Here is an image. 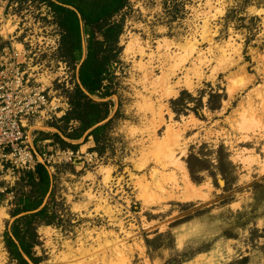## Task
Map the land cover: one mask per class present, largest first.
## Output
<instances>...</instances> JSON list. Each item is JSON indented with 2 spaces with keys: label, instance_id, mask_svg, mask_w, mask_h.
<instances>
[{
  "label": "rangeland",
  "instance_id": "1",
  "mask_svg": "<svg viewBox=\"0 0 264 264\" xmlns=\"http://www.w3.org/2000/svg\"><path fill=\"white\" fill-rule=\"evenodd\" d=\"M121 17L111 94L91 95L110 108L99 146L84 141L90 129L76 139L59 129L68 108L32 132L36 151L73 155L45 163L51 222L17 221L22 239L39 264H264V0H129ZM54 24L42 0H0V33L31 48L28 71L67 96L87 36L63 68ZM165 75L180 82L172 94ZM23 173L0 192V264H19L6 240L31 189Z\"/></svg>",
  "mask_w": 264,
  "mask_h": 264
},
{
  "label": "trees",
  "instance_id": "2",
  "mask_svg": "<svg viewBox=\"0 0 264 264\" xmlns=\"http://www.w3.org/2000/svg\"><path fill=\"white\" fill-rule=\"evenodd\" d=\"M42 1L50 7L53 21L60 31L58 55L69 65L74 66L81 59L82 38L87 36L85 57L78 68V81L71 90L66 91L68 109L60 117L63 125L59 129L72 139L80 138L90 129L85 134L84 141L92 136L98 147L101 135L110 121L100 122L108 117L110 108L108 101L95 100L91 95L99 94L102 98L111 94L106 83L109 79V64L118 59L121 49L118 40L124 21L122 17L116 18V15L129 5V0ZM70 121H77L79 125L71 131H65ZM54 135L63 145L76 147V144L65 141L57 133ZM194 157L193 153L187 157L191 175L196 172L191 163ZM21 179H25L31 189L17 197V206L12 215L23 214L15 219L11 236L7 235L6 247L19 264H29L23 253L34 264H39L38 257L33 256L30 251L31 243L22 239L17 221H23L27 230L31 229V224L36 219L46 224L51 222L48 215L49 204L45 202L42 205L44 198L51 192V174L45 163L37 162L34 170L24 171Z\"/></svg>",
  "mask_w": 264,
  "mask_h": 264
},
{
  "label": "built area",
  "instance_id": "3",
  "mask_svg": "<svg viewBox=\"0 0 264 264\" xmlns=\"http://www.w3.org/2000/svg\"><path fill=\"white\" fill-rule=\"evenodd\" d=\"M54 26L58 31L56 23ZM56 33L53 40L58 54L60 34ZM18 43L20 47L0 33V182L3 183L0 192H4L7 185L12 186L22 171L34 170L37 162L53 164L71 159L73 155L72 151L64 149L55 153L34 150L32 132L38 128L34 127L31 132L27 129L38 120L47 121L63 113L68 108V98L58 93L51 81L44 83L34 72L28 71L32 50L27 49L24 42ZM59 58L58 63L66 68L67 62ZM66 78L61 74L56 81L68 87Z\"/></svg>",
  "mask_w": 264,
  "mask_h": 264
},
{
  "label": "bare ground",
  "instance_id": "4",
  "mask_svg": "<svg viewBox=\"0 0 264 264\" xmlns=\"http://www.w3.org/2000/svg\"><path fill=\"white\" fill-rule=\"evenodd\" d=\"M8 27L10 28V27H12V26H7L6 27V29H8ZM6 31V30H5ZM8 31V30H7ZM6 31V32H7ZM18 45H19V43H17ZM20 46V45H19ZM140 50H141V52L143 53L144 52V49L141 47L140 48ZM151 55V54H150ZM144 66V65H143ZM144 70H146V69H144ZM200 72V71H199ZM147 73H148V71H147ZM163 77V76H162ZM162 82H161V84L164 86V87H162V88H164V90L169 94V93H174L175 91H174V89L177 87V86H179L180 85V82H177L176 81V86H175V84L174 85H171L170 84V82H169V75H165V77H163L162 78V80H161ZM182 82V81H181ZM192 82H190V79H186L185 78V80H184V84L186 85V86H189V87H191V84ZM160 89V88H159ZM162 91V90H161ZM158 92V91H157ZM160 92V91H159ZM171 93V94H172ZM162 95H163V92H162ZM34 127H37V128H39V129H48V127L47 126H43L42 125V122H40V121H38L36 124H34V125H31V127L29 128V131L31 132V130L34 128ZM170 129V128H169ZM167 130H168V128H167ZM170 132H171V130H170ZM29 137H31V135H30V133H29ZM169 142V141H168ZM188 178V177H187ZM188 187H194L195 185L193 184V183H188ZM191 189V188H190ZM188 191H190L189 190V188H186V192H188ZM193 191H194V189H193ZM186 196H189V194H185ZM91 258V257H90Z\"/></svg>",
  "mask_w": 264,
  "mask_h": 264
},
{
  "label": "crops",
  "instance_id": "5",
  "mask_svg": "<svg viewBox=\"0 0 264 264\" xmlns=\"http://www.w3.org/2000/svg\"><path fill=\"white\" fill-rule=\"evenodd\" d=\"M36 151V149H34Z\"/></svg>",
  "mask_w": 264,
  "mask_h": 264
}]
</instances>
